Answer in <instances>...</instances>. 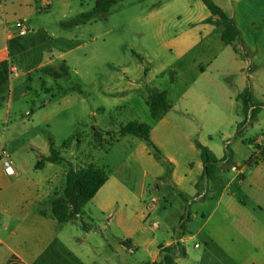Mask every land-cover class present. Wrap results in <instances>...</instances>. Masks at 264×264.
Here are the masks:
<instances>
[{"label": "crops", "instance_id": "1", "mask_svg": "<svg viewBox=\"0 0 264 264\" xmlns=\"http://www.w3.org/2000/svg\"><path fill=\"white\" fill-rule=\"evenodd\" d=\"M214 1L240 31L238 53L222 41L223 27L217 29L206 23L211 13L203 3L208 13L202 7L199 16L189 12V33L171 43L178 52L173 58L177 65L171 66L166 86H159V75L150 70L144 74L142 85L132 82L126 87L135 92L129 102L137 100L136 95L140 99V93L145 91L147 105L150 93H168L172 110L154 119L148 105L152 121L144 123L152 128L151 137L161 153L159 157L169 166L170 182L184 204L177 229L160 240L159 231L168 216L153 217L156 206L147 205L145 193L138 195L132 191L127 181L114 172L88 203L108 217L103 228L94 226L95 219L85 211L88 205L82 220L75 223L60 224L50 213L43 216L40 205L54 194L56 188L50 186L56 180L44 179L41 173L52 169L57 178H66L69 171L62 168L66 160L47 162L41 169L37 168L38 162L25 170L2 145L0 151H7L16 174L8 176L0 161V264H153L161 263L166 255L173 259V264H264V0ZM47 7H52L50 0H0V125L6 122L3 139L10 132L5 118L10 116L14 104L28 97L32 74L57 59H65L74 49L75 43L67 35L56 38L38 21ZM19 21L25 22L26 35H21L16 26ZM203 44L206 50L202 54L186 56L188 50ZM15 66L18 71H14ZM247 89L259 113L253 123L238 130L246 119L239 96ZM173 96L185 101V105L175 106ZM208 126L212 130L206 134ZM251 127L262 131V136L245 138ZM159 129L168 135L160 137ZM173 130L178 134L169 133ZM214 134H220L223 150L215 145ZM197 142L208 147L219 161L225 159L212 179L202 180L205 166ZM186 150L193 158L184 162L189 175L183 177L180 159L188 155L181 157L180 152L186 154ZM154 153L157 154L143 141L134 153L136 163L152 165ZM144 169L148 175L149 168ZM197 202L200 211L192 218L191 206ZM197 217L200 225L195 221ZM111 226L124 234L116 246L106 239ZM98 229L113 251L111 256H92L97 254L91 240ZM129 256L137 259L131 263Z\"/></svg>", "mask_w": 264, "mask_h": 264}, {"label": "rangeland", "instance_id": "2", "mask_svg": "<svg viewBox=\"0 0 264 264\" xmlns=\"http://www.w3.org/2000/svg\"><path fill=\"white\" fill-rule=\"evenodd\" d=\"M50 1L52 7L43 9L38 21L56 38L67 35L75 43L74 49L65 59H57L32 74L28 97L14 104L10 116L5 118L10 125L5 139L2 134L6 122L0 125V146L5 145L25 170L34 168L44 156L51 154L50 140H53L55 150L66 160L62 168L69 171L71 164L78 170L94 164L108 174L114 172L118 176L119 173L132 191L138 195L145 193L147 205L156 206L153 217L168 216L159 234L160 240L162 236L169 237V233L178 227L184 204L179 191L170 182L169 166L155 153L152 165L137 164L134 153L143 141L134 136L120 135L124 125L134 121H152L149 107L144 102L147 93L141 89L140 99L136 95L137 100L129 102L135 92H129L126 87L132 82L142 85L144 74L150 70L159 75V86H166L168 77H171V66L177 65L173 58L178 52L171 43L189 33L186 23L189 12L199 16L200 7L207 13L208 10L202 1L194 0H116L105 13L94 14L85 23L71 25L82 15L93 13L100 0ZM205 47L206 44L195 46L187 51L186 56H198L206 50ZM63 65L68 67V75L61 73ZM124 72L131 75H124ZM172 99L177 107L185 105L178 96ZM169 119L174 120V117ZM192 126L199 129L194 123ZM225 129L231 132L230 127ZM211 130L208 126L205 133L209 134ZM169 133L178 134L176 130ZM157 134L164 138L168 135L162 129L157 130ZM261 136L262 131L251 127L244 137ZM205 138L208 139V135ZM212 138L217 148L223 150L220 134H214ZM237 147L244 151L241 146ZM183 155H188L180 159V175L184 177L189 175L184 162L192 159L193 154L181 151L180 156ZM145 166L149 168L148 175L143 170ZM41 175L44 179L56 180L50 186L53 190L56 188L52 196L63 197L66 178H57L52 169L44 170ZM191 207L194 218L200 211V204L197 202ZM45 208L50 210L49 202ZM85 211L95 219V227L103 228L107 224L108 217L92 205H88ZM85 221L92 224L91 220ZM195 221L201 224L199 217ZM181 226L184 227L185 222ZM123 238L124 234L116 226L107 231L106 239L112 246ZM91 243L92 250L97 252L92 256L103 258V255H112L113 251L99 229L93 234ZM129 259L133 263L137 257L129 256Z\"/></svg>", "mask_w": 264, "mask_h": 264}, {"label": "trees", "instance_id": "3", "mask_svg": "<svg viewBox=\"0 0 264 264\" xmlns=\"http://www.w3.org/2000/svg\"><path fill=\"white\" fill-rule=\"evenodd\" d=\"M202 1L211 13V17L206 20V23L215 26L217 29L223 27L222 41L226 45L232 46L238 53L239 50L236 43L239 41L241 34L234 20L230 18L229 15L214 0ZM115 2L116 0H100L93 13L82 15L80 19L71 23V25L85 23V21L91 19L94 14L102 12L105 13L108 7ZM68 70V67L65 65L61 67L62 74L68 75ZM58 77L62 78L61 76ZM239 99L243 103L244 113L246 115L245 121L238 126V130H241L246 125L253 123L256 120L259 109L258 105L254 103L253 96L249 89L244 91L239 96ZM148 105L154 119H160L172 110V105L169 102L167 92L156 91L150 93ZM151 133V126L140 121L131 122L122 126L120 129L121 136H134L141 139L152 147L158 156H160L161 153L154 144ZM50 144L51 154L48 157L42 158V161H40L37 165L38 169H41L47 162H62L65 160L62 158L61 154L55 150L53 140H50ZM196 144L198 149L201 151V159L205 166V173L202 180L204 178L212 179L217 166L225 159L219 161L208 147L203 146L199 142ZM109 177L110 174L97 165L91 164L76 170L70 164V170L66 177V187L63 197L58 198L57 195H54L46 201L50 203V210L45 208L46 202L42 203L39 208L40 214L47 216L50 213L60 224H70L82 220L84 209L88 203L94 199L100 189L108 182ZM83 228L88 230L85 224H83ZM166 252L169 254L170 251L166 250ZM173 263V259L169 255H166L161 263L153 264Z\"/></svg>", "mask_w": 264, "mask_h": 264}, {"label": "built area", "instance_id": "4", "mask_svg": "<svg viewBox=\"0 0 264 264\" xmlns=\"http://www.w3.org/2000/svg\"><path fill=\"white\" fill-rule=\"evenodd\" d=\"M16 26L20 29V34L21 35H26L28 30L27 27L25 26V22L24 21H19L17 22ZM14 71H18V67L15 66L14 67ZM0 161L3 164L5 173L8 176H14L16 174V169L15 166L13 164L12 159L10 158V156L8 155L7 151L5 149H2L0 151Z\"/></svg>", "mask_w": 264, "mask_h": 264}]
</instances>
